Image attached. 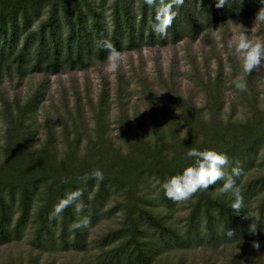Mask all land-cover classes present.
Returning a JSON list of instances; mask_svg holds the SVG:
<instances>
[{"label": "trees", "instance_id": "1", "mask_svg": "<svg viewBox=\"0 0 264 264\" xmlns=\"http://www.w3.org/2000/svg\"><path fill=\"white\" fill-rule=\"evenodd\" d=\"M109 1L3 0L0 20L3 16L5 25L0 29V72L12 58L20 70L31 67V73L57 75L81 71L94 62L106 60L108 51L98 46L101 40L111 41L121 54L138 50L145 43L147 46L176 44L186 37L197 39L213 16L218 20L226 16L235 18L264 7L260 0H226L219 8L216 0H199L198 4L193 1V7L183 14L190 18V32L181 29L183 15L181 18L178 12L167 38L161 39L151 30L154 18L151 23L148 21L149 13L155 17V6L149 7L141 0L144 16L138 20L136 0H113L111 4ZM43 10L47 11L46 16ZM39 18V25H35ZM214 93L208 94L210 119H205L202 110L188 111L182 116L190 125L188 134L181 138L173 132L175 142L171 144L166 143L167 136L155 122L151 130H141L138 138L126 134V141L134 142L128 152L123 153L110 141H102L94 144L97 148L94 154L71 151L63 157L48 145L38 155L29 152L31 128L27 117L30 118L33 105L23 108L18 102L16 112L12 105H6L4 157L0 159V248L21 243L33 235V250L89 252V231L104 215L116 214H120L118 228L101 237L87 264H135L136 260L140 264L143 259L149 264H163V258L176 250L202 248L215 252L220 247L264 242V174L255 182L244 183V187L238 183L244 190L243 209L239 212L231 207L233 197L228 200L222 193L215 194L220 191L219 184L194 193L185 200L189 207L182 220L184 227L173 216L181 201L168 199L161 186L192 163L186 157L190 148L223 152L233 167L252 159L256 146L264 147V110L255 107L240 124L230 119L223 121L220 112L212 107L220 98L219 93ZM153 113L156 117L157 110ZM65 127L69 130L68 122ZM122 133H126L124 128ZM178 145L182 152L175 149ZM97 168L104 174L102 181L90 177L85 183L81 179ZM146 176L157 182V196L147 198L142 194L139 182ZM98 184L101 188L95 189ZM77 188L83 190V209L77 213L69 206L50 222L48 214L53 206L66 192ZM154 193L153 190L151 195ZM252 200L258 201L255 210ZM248 212H254L255 216H246ZM85 215L90 218V226L70 230L69 225ZM252 223L257 225L255 233L248 230ZM227 229L234 232V237L226 235ZM151 230L155 235H149ZM144 232L148 235L144 236ZM31 263L39 264L37 260ZM4 264L29 263L21 256L18 260L9 258ZM236 264L260 263L241 257Z\"/></svg>", "mask_w": 264, "mask_h": 264}, {"label": "rangeland", "instance_id": "2", "mask_svg": "<svg viewBox=\"0 0 264 264\" xmlns=\"http://www.w3.org/2000/svg\"><path fill=\"white\" fill-rule=\"evenodd\" d=\"M136 1L139 20L144 12L143 7L140 8L142 1ZM193 1L199 3V0H185L179 7L181 18L193 7ZM112 2L110 0L109 4ZM42 12L47 15V11ZM256 14L257 11H254L235 18L226 16L220 20L213 16L212 21H206L205 31L197 39L186 37L179 43L166 46H147L145 43L138 50L124 51L117 72L109 71L105 60L94 62L81 71L57 75L31 73V67L20 70L12 63V58L8 62L10 67H4L0 72V159L4 157V109L10 104L16 112L15 104L18 102L23 108L33 105L28 114L30 118L27 117L31 128L27 148L35 155L40 154L46 145L50 150L56 149L59 157L71 151L78 154L87 151L91 155L97 149L94 144L102 141H110L123 153L128 152L133 149L134 142L126 141V134L131 133L138 138L141 130H151L155 122L159 123L157 126L161 133L167 136L166 143L171 144L174 141L173 132L181 138L188 134L190 125L182 117L188 111L202 110L205 119H210L209 92L220 94L219 101L212 106L220 112L219 118L240 124L255 107L264 110V63L250 74L243 73L240 59L231 54L227 42L235 41L241 32L247 33L250 40H264V23L255 19ZM148 16L151 23L153 13ZM40 20L37 19L35 25H39ZM188 20L190 18L183 15L181 29L186 32H190ZM3 24L2 16L0 29ZM15 40H18V36ZM225 64H231L232 72L224 70ZM237 75L247 82L244 92L236 90L232 85ZM153 110H157L156 117ZM67 122L69 130L65 127ZM123 128L125 134L122 133ZM175 149L183 151L179 145ZM252 151L253 158L239 164L243 173L236 181L237 185L241 182V187L244 183L257 181L264 174V147L256 146ZM215 184L221 186L222 182L217 181ZM139 186L147 198L158 195L155 188L159 189L157 182L150 176L143 177ZM241 187L240 191L244 192ZM98 188H101L100 184L95 187ZM153 190L155 193L151 195ZM219 192L215 194H221ZM222 195L228 197V200L232 198L231 193ZM252 202V210H255L258 201ZM188 207V202L181 201L173 215L180 227H184L182 220L188 214ZM155 210L159 212L158 208ZM119 215H104L95 228L89 231V252L33 250L34 236L29 235L21 243L0 248V264L12 257L18 260L21 256L29 264L33 260L39 264H87L101 237L118 228ZM162 216L169 217L170 214ZM143 235L147 236L148 233L144 232ZM149 235H155V231L151 230ZM258 244V248L235 244L225 249L220 247L215 252L202 248L176 250L163 258V264H236L241 257L264 264V242ZM136 261L135 264H139ZM140 264L149 262L143 259Z\"/></svg>", "mask_w": 264, "mask_h": 264}, {"label": "clouds", "instance_id": "3", "mask_svg": "<svg viewBox=\"0 0 264 264\" xmlns=\"http://www.w3.org/2000/svg\"><path fill=\"white\" fill-rule=\"evenodd\" d=\"M260 2L264 4V0H260ZM144 3L149 7L155 6L156 14L151 25L152 32L161 39L167 38L168 29L177 17L178 9L185 3V0H144ZM225 3L226 0H216V7H222ZM255 19L260 23H264V7L257 12ZM98 46L108 51L106 60L109 71L117 72L122 61L120 51L114 47L111 41L106 39L101 40ZM227 46L231 54L240 59L243 73L250 74L264 63V40H250L247 33L241 32L235 41L228 40ZM224 70L232 72L231 64H225ZM232 85L240 92H244L247 89V82L240 75L233 78ZM186 157L190 158L192 163L183 168L180 173L168 178L161 185L168 199L175 202L185 201L191 198L194 193L208 190L209 185L222 181L220 192L222 194L231 193L233 197L231 207L233 210L239 212L243 209V196L236 181V178L242 175L243 169L239 166H233L229 171L230 162L227 154L215 149L201 150L190 148L186 153ZM90 177L96 181H102L104 174L101 169L97 168L92 170L90 174H85L81 179L86 183ZM82 195L83 190L80 188L66 192L49 212L48 220L51 222L59 218L64 209L69 206H73L75 211L79 213L84 207L81 202ZM246 216L254 217L255 213L248 212ZM90 223V218L85 215L71 223L69 228L70 230L88 228ZM256 229L257 225L255 223L249 225V232L255 233ZM226 235L232 238L234 237V232L231 229H227ZM253 246L258 248V242H254Z\"/></svg>", "mask_w": 264, "mask_h": 264}]
</instances>
